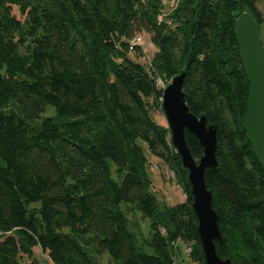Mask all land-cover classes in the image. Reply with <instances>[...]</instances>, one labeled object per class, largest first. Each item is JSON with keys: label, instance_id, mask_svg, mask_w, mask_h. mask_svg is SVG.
Instances as JSON below:
<instances>
[{"label": "trees", "instance_id": "1", "mask_svg": "<svg viewBox=\"0 0 264 264\" xmlns=\"http://www.w3.org/2000/svg\"><path fill=\"white\" fill-rule=\"evenodd\" d=\"M0 0V264H204L186 171L155 120L162 89L185 72L194 115L216 125L215 170H205L231 264H264V173L243 122L248 81L234 21L264 23V0ZM261 4L259 8L258 4ZM16 7L21 18L13 14ZM145 32L154 50L129 51ZM52 115H44L45 108ZM192 157L202 154L185 131ZM149 156L171 170L184 199L149 191ZM148 220L138 245L125 210Z\"/></svg>", "mask_w": 264, "mask_h": 264}, {"label": "water", "instance_id": "2", "mask_svg": "<svg viewBox=\"0 0 264 264\" xmlns=\"http://www.w3.org/2000/svg\"><path fill=\"white\" fill-rule=\"evenodd\" d=\"M234 35L249 84L243 127L251 151L264 173V45L258 24L247 10L236 15ZM184 77L183 71L164 86L160 110L167 123L170 144L181 168L186 171L204 264H231L228 258H220L215 251V242H221L218 217L211 206V194L204 180L205 170H215L218 166L215 156L217 128L204 114L194 115L189 111L182 91ZM185 131L196 138L202 150L197 160L186 145Z\"/></svg>", "mask_w": 264, "mask_h": 264}, {"label": "rangeland", "instance_id": "3", "mask_svg": "<svg viewBox=\"0 0 264 264\" xmlns=\"http://www.w3.org/2000/svg\"><path fill=\"white\" fill-rule=\"evenodd\" d=\"M164 10H167L169 6L173 4V0H164ZM13 14L16 17L21 18L16 7L12 9ZM142 37L141 46H143L142 56L137 59L143 61L142 59L145 57V60H148V57L151 56L154 48L149 42V35L145 32L138 33ZM260 35L261 38H264V23L260 25ZM53 108L47 106L44 111V115H52ZM155 120L159 123L167 125L165 118L162 113L155 112L154 114ZM149 177L151 179V185L149 187V191L152 192L158 199L160 204L166 205H175L181 203L184 199L183 191L179 185L176 184L175 176L171 170L165 168L163 165L158 163V159L149 156ZM120 207L125 210V205L121 204ZM126 212V210H125ZM126 216L128 219V226L130 231L135 235L138 245H141L147 253H151V250L143 243V240L148 236V220L146 218H142L141 214L137 210H127ZM182 255H178V263L179 264H195L190 261L186 256L189 251V247H182ZM20 264H51L47 255L44 252H41L39 248H34V261L30 260L26 257L20 261ZM99 264H107L106 255H101L99 257Z\"/></svg>", "mask_w": 264, "mask_h": 264}, {"label": "built area", "instance_id": "4", "mask_svg": "<svg viewBox=\"0 0 264 264\" xmlns=\"http://www.w3.org/2000/svg\"><path fill=\"white\" fill-rule=\"evenodd\" d=\"M141 42H142V37L138 34L134 35L130 40H129V43H130V46H129V51H133V48L135 45H141ZM164 88V86H163ZM190 250V249H189ZM189 252V251H188Z\"/></svg>", "mask_w": 264, "mask_h": 264}, {"label": "crops", "instance_id": "5", "mask_svg": "<svg viewBox=\"0 0 264 264\" xmlns=\"http://www.w3.org/2000/svg\"><path fill=\"white\" fill-rule=\"evenodd\" d=\"M261 4H262V3H259V4H258L259 8H261ZM262 41H263V45H264V38H262Z\"/></svg>", "mask_w": 264, "mask_h": 264}]
</instances>
